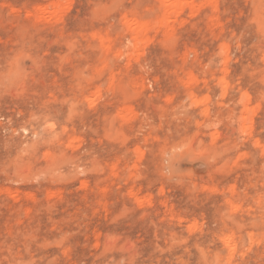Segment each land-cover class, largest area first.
<instances>
[{
	"label": "rangeland",
	"instance_id": "1",
	"mask_svg": "<svg viewBox=\"0 0 264 264\" xmlns=\"http://www.w3.org/2000/svg\"><path fill=\"white\" fill-rule=\"evenodd\" d=\"M161 6L0 0V264H264V0Z\"/></svg>",
	"mask_w": 264,
	"mask_h": 264
},
{
	"label": "bare ground",
	"instance_id": "2",
	"mask_svg": "<svg viewBox=\"0 0 264 264\" xmlns=\"http://www.w3.org/2000/svg\"><path fill=\"white\" fill-rule=\"evenodd\" d=\"M161 2V14H159L154 21H148V20H136V19H125L124 26L126 27L127 31L132 33L133 38L131 36V43L133 46H136L137 43H140V39L144 36V34L148 31V29L152 25H157L158 27H167L170 19L172 17H175L178 15V13L182 10L183 7L188 6L191 4L192 0H158ZM48 7H41L37 8L34 11V14L36 17L40 18L42 15L46 13H51L52 15L56 13V9L52 8L51 11L49 12ZM152 20V19H151ZM132 47V46H131ZM134 48V47H133ZM132 48V49H133ZM225 243L227 247L233 249V239L232 237H226ZM235 247V245H234Z\"/></svg>",
	"mask_w": 264,
	"mask_h": 264
}]
</instances>
